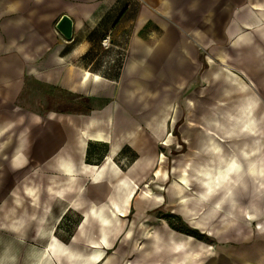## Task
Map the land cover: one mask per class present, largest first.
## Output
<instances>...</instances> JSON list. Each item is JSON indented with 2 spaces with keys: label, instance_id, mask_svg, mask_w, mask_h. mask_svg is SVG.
Wrapping results in <instances>:
<instances>
[{
  "label": "crops",
  "instance_id": "obj_1",
  "mask_svg": "<svg viewBox=\"0 0 264 264\" xmlns=\"http://www.w3.org/2000/svg\"><path fill=\"white\" fill-rule=\"evenodd\" d=\"M166 1L165 11L187 21L189 11L186 4L183 6L187 0ZM263 6L252 3L240 11L239 4L236 18H231L232 33L255 24V11L264 22ZM130 8L128 0H0V169L14 171L32 157L39 158L36 163L42 190L56 189L58 205H68L61 214H44L37 228L30 223L29 230L25 229V238L44 241L43 248L22 246L16 241L21 252L15 246L11 253L19 259L7 261L1 257L0 248V264H201L203 258L196 252L209 251L210 246L172 229L169 223L141 212L131 216L128 189L153 169L156 150L153 147L145 154V141L153 145L163 137L174 103L189 105L184 100L191 92L187 87L195 76L193 72L197 74L201 68L195 44L208 47L213 43L201 27L195 40L171 38L170 34L166 43L151 48L140 38V31L151 20L145 21L144 6L138 5L133 22L136 33L119 74L113 77L92 70L97 31L103 34L114 30L127 19ZM62 16L72 21L69 41L55 29ZM204 20L205 31L214 32L213 17L208 15ZM180 26L189 28L187 24ZM231 41L233 46L245 44L240 37ZM38 87L75 95L90 104L89 111L85 115L37 113L20 99L39 94ZM157 109L162 112L157 119H146V112ZM147 124L153 129H146ZM34 127L39 129L35 139ZM97 134L101 139L91 138ZM37 145L39 153L35 150L33 154ZM50 175L55 178L51 182ZM78 184L85 187L86 197L73 196ZM94 190L115 191L111 196L101 193L104 196L96 197L92 195ZM29 194L34 196L33 189ZM83 209L80 225L69 237L75 244L88 236L97 237L90 242L88 254L63 244L55 234L59 220L70 211ZM138 222H151L156 228L151 232L142 224V229H137ZM50 224L53 230L48 231ZM129 254L131 260L125 261ZM233 261L264 264V256L258 260L255 254L253 260L235 254Z\"/></svg>",
  "mask_w": 264,
  "mask_h": 264
},
{
  "label": "rangeland",
  "instance_id": "obj_2",
  "mask_svg": "<svg viewBox=\"0 0 264 264\" xmlns=\"http://www.w3.org/2000/svg\"><path fill=\"white\" fill-rule=\"evenodd\" d=\"M128 1L131 13L127 19L108 33L99 34L97 31L96 61L92 70L103 71L113 77L119 74L129 55L130 39L136 33L133 22L138 5L144 6L145 21L151 20L140 31V38L151 48L166 43L170 34L171 38L184 36L195 40L200 37L201 27L204 34L208 32L210 43H213L208 47L195 44L201 68L197 74L193 72L195 76L187 87L191 88L184 99L188 107L179 101L174 103L166 118L168 123L163 137L153 145L147 140L144 143L145 154L154 147L156 159L152 171L135 184L132 182L128 189L129 203L132 201L131 216L141 212L151 219L170 223L176 231L189 234L205 246H210L207 253L202 250L203 254L200 250L196 252L199 258H203L201 264H237L233 261L235 254H241L246 259L251 256L253 260L257 254L259 260L264 256V179L255 175L250 178L244 176L242 182L232 185V190H224L233 192L232 200L221 201L220 188L206 190L204 182L207 177L204 174L205 168L213 169L218 161L221 164L232 156L245 164L243 153L249 150L256 154L254 159L264 163V22L260 20L259 12L255 11V24L242 27L237 33L230 30L231 18L239 4L240 11H245L250 4H264V0H187L183 3L189 11L185 22L170 14L168 9L164 10L163 5L167 7L168 3L166 0ZM196 3L198 5L194 7ZM160 6L161 11L158 10ZM201 9L205 10L203 14ZM208 15L213 17L214 32L205 31L204 19ZM189 19L192 22L189 23ZM186 24L189 28L182 29L180 25ZM237 37L245 44L233 46L231 40ZM222 56L223 60L220 59ZM243 84L248 86L245 93L241 91ZM38 88H41L37 89L39 94L24 95L20 99L22 104L32 105L37 113L55 111L85 115L89 111L90 104L75 95ZM247 102L253 107V130L240 132L239 125L247 120ZM154 111L146 112V119L153 116L157 119L162 114L161 109ZM149 112L153 115L148 116ZM145 128L153 129L148 124ZM36 132L39 133V129L34 127V139ZM212 142L219 145V149H211ZM38 145L33 154L35 150L39 153ZM38 160L32 157L27 164L14 171L9 167L0 169V248L1 257L7 261L19 259L18 255L11 253L15 246L18 249L16 241L22 246L43 248L44 241L32 242L30 238H25V229L29 230L30 223L37 228V221L44 214H61L68 207L67 202L64 207L58 205L56 189L42 190V179L37 172ZM180 178H184L186 184L181 183ZM53 179L50 175V182ZM50 182L49 186H52ZM79 186L81 184H78L73 196L86 197L85 187ZM30 189H33V197L29 194ZM114 191L94 190L92 195L100 197L104 196L103 193L111 196ZM84 210L70 211L59 220L55 234L63 244L74 246L75 251L81 254H88L90 242L97 241V237L88 236L76 244L70 242L69 237L80 225V214ZM142 224L151 232L156 228L151 222H138L137 229H142ZM51 230L53 227L50 224L48 231ZM139 240L141 242L142 239ZM178 244L185 245L183 242ZM206 255L212 259L208 260ZM126 258L125 261L131 260L130 254Z\"/></svg>",
  "mask_w": 264,
  "mask_h": 264
},
{
  "label": "bare ground",
  "instance_id": "obj_3",
  "mask_svg": "<svg viewBox=\"0 0 264 264\" xmlns=\"http://www.w3.org/2000/svg\"><path fill=\"white\" fill-rule=\"evenodd\" d=\"M247 88L248 86L246 84H243V87H241L242 93H245V89ZM247 104L249 103L247 102ZM248 107L249 108L246 113L247 120L241 123V125H239L238 127V130L240 132H243V130L246 132H251V130H253L251 127L253 107L250 104L248 105ZM227 134L230 135L229 132ZM93 137L101 138L99 134L94 135ZM211 146V149L213 150L219 149V145L215 144L214 142H212ZM243 157H245L246 160L245 164H241L238 160V157L232 156L223 161V163L221 164L220 161H218L217 166L213 167V169L205 168L204 176L207 177V180L204 182V185L206 187V190L210 191L218 187L221 190L219 200L231 201L232 197L234 196L233 192L228 193L224 190H232V185H234L235 183L237 184L238 182H242V178H244V176H248L250 178L252 177V175H255L261 176L264 179V163L259 162L257 159H254L256 157L254 151L249 150L243 153ZM220 158L221 157H219V159ZM210 172L213 173V175H211ZM180 181L181 183L186 184V182H184V178H180ZM206 192H204L203 197L206 196ZM249 218L251 219V216H249ZM262 229L264 230V227H262Z\"/></svg>",
  "mask_w": 264,
  "mask_h": 264
},
{
  "label": "water",
  "instance_id": "obj_4",
  "mask_svg": "<svg viewBox=\"0 0 264 264\" xmlns=\"http://www.w3.org/2000/svg\"><path fill=\"white\" fill-rule=\"evenodd\" d=\"M56 31L66 40L72 38V21L67 16H62L55 26Z\"/></svg>",
  "mask_w": 264,
  "mask_h": 264
},
{
  "label": "trees",
  "instance_id": "obj_5",
  "mask_svg": "<svg viewBox=\"0 0 264 264\" xmlns=\"http://www.w3.org/2000/svg\"><path fill=\"white\" fill-rule=\"evenodd\" d=\"M169 226H170L172 229H174L173 226H172L170 223H169ZM188 235H189V234H188Z\"/></svg>",
  "mask_w": 264,
  "mask_h": 264
}]
</instances>
